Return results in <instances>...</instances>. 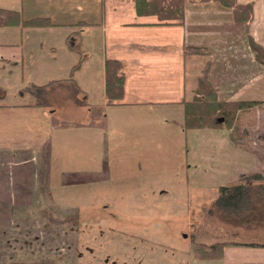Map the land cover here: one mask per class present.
Instances as JSON below:
<instances>
[{"label":"rangeland","instance_id":"obj_1","mask_svg":"<svg viewBox=\"0 0 264 264\" xmlns=\"http://www.w3.org/2000/svg\"><path fill=\"white\" fill-rule=\"evenodd\" d=\"M29 72L0 76L3 104L41 100L34 87L51 83ZM45 95L32 113L0 110V264H192L216 244L264 245V220L234 224L214 206L220 187L264 179V106L241 114L236 145L226 129L184 132L181 108L92 112L80 127L60 113L71 86Z\"/></svg>","mask_w":264,"mask_h":264},{"label":"crops","instance_id":"obj_2","mask_svg":"<svg viewBox=\"0 0 264 264\" xmlns=\"http://www.w3.org/2000/svg\"><path fill=\"white\" fill-rule=\"evenodd\" d=\"M7 1L6 5L0 0V9L20 13L24 20L48 19L52 25L0 28V34L13 35L8 42H0V76L26 70L36 76V85L51 84L40 93L41 100L14 105L3 104L6 94L0 87V110L32 113L45 104L50 88L71 86L75 95L60 113H73V119L82 126L92 112L108 116L109 110L129 109L153 114L181 108L184 121L182 103L193 98L198 75L207 62L208 81L220 102L258 101L264 106V67L251 49V42L264 48V0H236L252 6L248 24L236 23L231 9L216 2H188L181 21H160L154 15H139L135 0ZM56 36L60 41H55ZM191 48L204 49L208 56L186 53ZM79 58L83 64L71 79V69ZM199 58L206 61L201 70H195L191 81L189 62L194 70V59ZM106 60L118 61L124 67L123 95L118 101L106 98ZM54 108L49 106L51 113L56 112ZM109 126L107 118V133ZM128 206L135 209L140 203ZM122 221L126 225L133 222L128 216ZM222 244L226 245L221 256L214 260L196 256L192 264H264V245Z\"/></svg>","mask_w":264,"mask_h":264},{"label":"trees","instance_id":"obj_3","mask_svg":"<svg viewBox=\"0 0 264 264\" xmlns=\"http://www.w3.org/2000/svg\"><path fill=\"white\" fill-rule=\"evenodd\" d=\"M216 2L225 8L231 9L233 19L236 23L248 24L252 20V6L240 5L236 0H135L136 11L139 15H154L160 21H181L184 17V6L188 2ZM52 23L48 19L33 18L22 19L20 13L0 9V28L7 27H46ZM73 50L74 47L70 46ZM251 49L255 52V59L264 67V48L251 42ZM193 55L207 56L204 49L191 48L187 52ZM210 62H207L200 71L197 78V87L194 90L193 98L184 101V124L186 131L196 130H223L229 131L228 137L234 144H238L244 135L239 127V119L242 113L263 107L258 101H233L220 102L215 89L208 81ZM79 66L74 68L77 70ZM105 94L109 101H118L123 95L125 71L123 65L115 60H106L104 65ZM47 87H34L36 96ZM82 125H80L81 127ZM214 206L221 214L230 217L231 223L241 224L242 222H263L264 209V179L251 178L239 184L222 186L219 189L218 197ZM226 244H216L212 247L211 253L203 252L202 258H210L222 255ZM239 246H262L256 244H239ZM210 255V256H209Z\"/></svg>","mask_w":264,"mask_h":264}]
</instances>
